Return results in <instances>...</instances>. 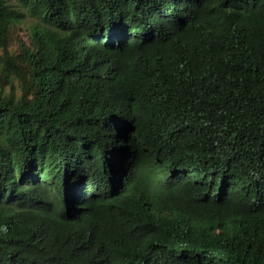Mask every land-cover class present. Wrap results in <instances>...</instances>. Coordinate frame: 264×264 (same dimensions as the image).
Masks as SVG:
<instances>
[{"label": "trees", "instance_id": "trees-1", "mask_svg": "<svg viewBox=\"0 0 264 264\" xmlns=\"http://www.w3.org/2000/svg\"><path fill=\"white\" fill-rule=\"evenodd\" d=\"M0 264H264V0H0Z\"/></svg>", "mask_w": 264, "mask_h": 264}, {"label": "rangeland", "instance_id": "rangeland-1", "mask_svg": "<svg viewBox=\"0 0 264 264\" xmlns=\"http://www.w3.org/2000/svg\"><path fill=\"white\" fill-rule=\"evenodd\" d=\"M13 2H17V0H11ZM31 21H33V17L30 15L28 18H27V23H30Z\"/></svg>", "mask_w": 264, "mask_h": 264}]
</instances>
